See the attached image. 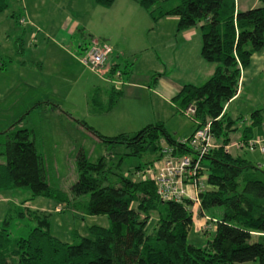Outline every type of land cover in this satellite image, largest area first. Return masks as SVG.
<instances>
[{
    "label": "trees",
    "instance_id": "1",
    "mask_svg": "<svg viewBox=\"0 0 264 264\" xmlns=\"http://www.w3.org/2000/svg\"><path fill=\"white\" fill-rule=\"evenodd\" d=\"M114 1L94 0L102 7ZM134 1L153 21L177 17L178 31L200 23V55L216 64L206 81L183 85L173 98L183 115L189 105L194 108L189 117L194 130L209 123L216 144L202 158L206 181L197 206L199 215L215 219L213 233L204 232L203 246L188 242L192 202L161 199L155 181L144 176L161 160L163 146H171L176 155L189 151L186 145L177 143L163 123L147 124L132 134L106 136L79 121L98 140L124 145L128 149L124 156L144 155L146 161L133 172L116 173L109 154L89 161L79 149L75 156L77 177L68 191L49 184L44 157L32 131L11 126L0 131V192L25 188L31 192V199L41 196L83 215H106L108 225L88 226L89 236L74 232V240L69 243L50 233L49 212L10 207L0 225V264H264V181L256 175L258 166L225 149L237 120L222 114L238 90L241 70L254 52L264 48V0L245 10L237 9L236 0H175L171 6H164V2L172 0ZM7 6V0H0V13ZM18 53H22V47ZM129 73L130 64L111 69L107 78L120 79ZM159 75L154 73L152 79ZM121 95L120 85L94 88L88 100L90 111H111ZM249 119L242 139L235 142L246 143L252 138L250 132L262 121L260 109L252 111ZM84 195L85 200L78 199ZM215 208L220 211L215 212ZM152 215L155 224L147 232ZM26 216L34 227L24 237H11L12 222Z\"/></svg>",
    "mask_w": 264,
    "mask_h": 264
},
{
    "label": "crops",
    "instance_id": "2",
    "mask_svg": "<svg viewBox=\"0 0 264 264\" xmlns=\"http://www.w3.org/2000/svg\"><path fill=\"white\" fill-rule=\"evenodd\" d=\"M257 2L254 0L249 8L256 7ZM22 6L27 26L23 30L25 46H22L19 64L39 77L35 80L37 82L35 88L43 94L38 96L36 104L39 102L52 103L50 99L55 97V93L59 90L58 84L54 87L57 82L55 80L57 71L63 73L68 70L63 58H72L77 61L91 38L112 47L106 67H102L101 75L104 78H107L108 71L111 69H119L130 64L129 75L124 74L119 79L122 82L120 85L122 95L114 108L119 100L126 96L136 102L124 105L131 109V112L136 110L139 112L140 107H147L149 103L152 105L154 101L155 106L158 105L157 113L152 115L154 118L148 124L161 122L165 126L166 121L170 119L179 123L181 120L179 115L183 114L179 112L173 98L185 84H202L212 75L216 66L215 63L203 60L200 55V23L178 31L177 17L166 16L153 21L134 0H115L109 7L98 6L94 0H22ZM236 7L240 10L247 9H242L238 1H236ZM143 54H145L147 68L141 74L135 71L133 62H128V57L139 58ZM154 73H160V75L152 79ZM104 81L107 82V86L96 87L109 89L114 84L109 78ZM93 89L87 86L76 87L70 83L61 87V91L69 92L67 98L71 100L78 99L76 92L78 90L82 94V101L88 106L89 95ZM143 99H145V104H143ZM57 105L59 106L58 103ZM114 108L104 113L90 112L109 114ZM256 109H260L262 121L253 128L250 135L252 138L264 140V48L254 52L248 65L241 70L238 90L225 104L222 112L225 117L237 120L232 131H236L238 136L235 138L228 136L230 142L225 149L260 167L259 162L261 161L256 154L264 153H260L257 149H240L229 146L232 142L242 139L243 129L251 123L249 115ZM160 111L167 115V119L156 116ZM194 128L195 125L191 120L190 123L185 122L184 127L175 125L172 128L173 132L166 129L172 137L179 139L191 135ZM107 131L104 135L110 136L120 130L110 127ZM213 143L215 144L214 141ZM203 166L206 175V163H203ZM188 189L191 190L190 187ZM8 191L10 190L0 192V202L4 203L2 219L12 207L10 205L22 207L11 203L9 197L4 195ZM53 202L57 204L47 199L44 206L37 208L31 205V208L38 211L52 210L55 205ZM21 205L25 211L31 210L28 202ZM191 211L192 222L196 223V231L200 230L205 235L204 232H211L215 229V223L210 220L209 216L198 214L197 206H191ZM84 216L92 217L93 215L84 214ZM71 234L74 236V231Z\"/></svg>",
    "mask_w": 264,
    "mask_h": 264
},
{
    "label": "rangeland",
    "instance_id": "3",
    "mask_svg": "<svg viewBox=\"0 0 264 264\" xmlns=\"http://www.w3.org/2000/svg\"><path fill=\"white\" fill-rule=\"evenodd\" d=\"M236 1L244 9L249 8L254 0ZM7 2V9L0 13V131L11 126L31 130L32 136L36 139L38 150L44 157L49 184L66 191L77 177L75 156L79 149L84 151L89 161H95L99 156L109 154L110 164L116 173L127 174L133 172L139 165L145 166L146 156H124L128 150L124 145L106 144L98 140L91 132L81 126L79 121H84L103 135L108 132L107 130L110 127L120 130L115 131L117 133L110 134V136L120 132L132 134L153 120L152 115L157 113L158 105L155 106L153 101L152 105L149 103L147 107H140L139 112L137 110L131 112V109L124 107V105L135 101L126 96L119 100L113 112L109 114H92L90 107L82 101V94L78 90H76L78 99L71 100L67 98L69 92L61 91V87L69 83L76 87L87 86L92 89L96 86L105 87L108 84L104 81L107 78L101 75L103 68L96 71L80 62V58L77 61L72 58H63L65 67L68 70L63 73L57 71L58 74L55 77L57 82H55L54 87L58 84L59 90L55 93V97H50L52 103L44 102L40 106H36L38 96L43 94L35 88V83H37L35 80L38 76L36 77L34 72L23 68L19 64L21 54L18 53V50L23 45L25 46L23 44V40H25L23 30L27 26L26 16L23 15L22 0H7ZM171 4H175V0L164 2V6H171ZM256 4V6L260 5L259 2ZM21 19H24L23 22H21ZM128 62H133V68L136 72L142 74L146 71L145 54L139 58L129 56ZM103 67H106V62ZM143 104H145V99H143ZM152 111L153 113H151ZM156 116L165 118L167 115L160 111ZM179 116L181 117L179 123L173 119L166 121L165 127L169 131L173 132L172 128L175 125L184 127L185 122L190 123L191 120L188 117ZM237 134L236 131H231L229 136L235 138L238 136ZM256 156L261 161L259 162L261 166L256 170V175L264 181V154L257 153ZM4 195L9 197L11 203L18 206L23 207L21 204L28 202L30 211L33 210L31 205L39 208L44 206L47 201L46 198L41 196L34 197L31 200V192L25 188H14ZM28 198L30 200H27ZM86 198L87 196L84 195L78 199L85 200ZM53 204L55 203L53 202ZM10 206L14 207L13 205ZM0 207L1 225L2 214L4 213L3 202H0ZM214 211L219 212L220 208H215ZM47 212H49L50 233L64 242H73L72 231L82 236H89L88 226L100 225L105 227L108 225L106 215L86 217L80 211H75L66 204H55L53 209L47 210ZM154 224L155 218L152 215L146 227L147 232L152 230ZM34 225L35 223L28 216L15 220L10 225L11 237L26 236ZM195 228L196 223L192 222L188 230V242L196 246H203L205 235L200 230L196 231ZM213 231L211 232L213 233Z\"/></svg>",
    "mask_w": 264,
    "mask_h": 264
},
{
    "label": "built area",
    "instance_id": "4",
    "mask_svg": "<svg viewBox=\"0 0 264 264\" xmlns=\"http://www.w3.org/2000/svg\"><path fill=\"white\" fill-rule=\"evenodd\" d=\"M23 20H21L22 22ZM112 52V47L104 42L91 38L80 60L92 70L99 71ZM119 75V71L115 73ZM115 75V76H116ZM119 86V79L112 81ZM194 108L190 105L184 110V115L190 117ZM213 137L209 123L196 128L188 137L177 139V143L186 145L188 153L174 154L171 146L165 145L161 149L162 158L147 169L144 176L156 183L158 196L163 200L183 201L188 199L192 206L200 203L199 192L205 188L206 175L203 171L202 158L213 146ZM229 146L257 149L264 153V140L251 138L246 143L232 142ZM228 147V146H227ZM140 174V172H138ZM191 188L189 190L188 188ZM215 222V219H211Z\"/></svg>",
    "mask_w": 264,
    "mask_h": 264
}]
</instances>
